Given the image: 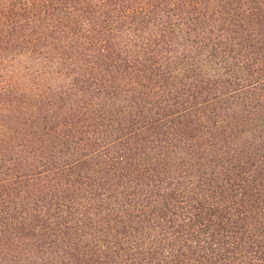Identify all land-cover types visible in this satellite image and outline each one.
<instances>
[{"label": "trees", "instance_id": "1", "mask_svg": "<svg viewBox=\"0 0 264 264\" xmlns=\"http://www.w3.org/2000/svg\"><path fill=\"white\" fill-rule=\"evenodd\" d=\"M80 3L173 13L197 38L165 54L134 45L141 92L119 75L88 112L57 123L73 124L78 146L61 149L52 134L47 146L34 123L18 140L13 119H0V264H264V39L249 46L235 23L264 15V0H0V29L11 9L41 23L38 9ZM33 27L29 38L43 29ZM145 62L165 63V78L160 68L142 82ZM49 109L59 110L45 119Z\"/></svg>", "mask_w": 264, "mask_h": 264}, {"label": "rangeland", "instance_id": "2", "mask_svg": "<svg viewBox=\"0 0 264 264\" xmlns=\"http://www.w3.org/2000/svg\"><path fill=\"white\" fill-rule=\"evenodd\" d=\"M97 7L101 5L80 3L78 9L63 8L60 13H48L46 9L40 8L37 11L41 23H27L24 20L25 11L21 9L9 11L7 22H10V18L12 22H6L7 26L0 29V119H13V129L18 140L23 137V127L34 123L38 126L37 135L45 133L42 137L46 139L47 146L51 144V134L55 138L59 136L61 149L67 148L71 143L78 146L72 142L73 124L57 123L74 112L79 115L88 112V108L91 109L88 106L91 96L98 88L103 89L109 85L113 87L119 75L123 80L121 87L132 86L135 91L141 92L140 89L143 88L132 81L134 74H129L131 71L137 72L132 67L136 57L133 52L134 45L142 47L145 42L149 50H162L165 54L172 51L171 47L173 50L178 49L179 42L188 43L189 47L191 41L197 38L193 36L195 32L191 33L190 23L185 18L179 20L178 15L173 16L170 12H176L174 10L167 12L168 8L172 9L171 5L167 8L163 5V12L170 14H163L161 20L153 18L154 14H149L147 18L137 13L129 15L126 10L124 12V9L117 6L104 5L102 9ZM129 7L132 8V4ZM244 17L245 15L241 21L235 23H246L248 31L242 33L248 40L247 44L258 45L257 40L264 39V15H252L250 22L243 21ZM144 19L151 20L146 22ZM34 24L42 27V32L37 31L39 33L36 37L32 38L30 35L29 38L27 35L33 31ZM224 26L226 29L237 27L234 24L232 26L229 21ZM10 32L21 43L16 49L13 48L16 42L12 40ZM227 34L232 35V32ZM166 41L172 42V45ZM261 44L264 43L260 42ZM149 53L153 55L152 51ZM27 64L33 68L31 71L23 66ZM38 66L43 72L40 76L36 71ZM143 66L146 69L144 73H140L144 74L141 77L142 82L151 77L152 72L160 71V68L162 77L167 75L168 67L165 63L157 71H152L153 68H149L148 62L140 68L143 69ZM169 71L172 72L169 85H175L173 89L179 91V71L172 67ZM38 87L42 90H37ZM45 91L49 93V97H46L48 95ZM39 94L42 95V102L38 100ZM49 107H58L59 110L56 109L57 115L53 116L49 109L48 117L54 118L45 119L43 116ZM79 131L80 127L76 128L77 139L83 137ZM88 135L90 133H85L84 137Z\"/></svg>", "mask_w": 264, "mask_h": 264}]
</instances>
